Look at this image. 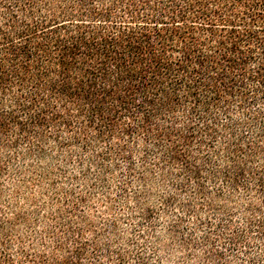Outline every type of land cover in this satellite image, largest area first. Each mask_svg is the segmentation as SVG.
Here are the masks:
<instances>
[{"label": "trees", "instance_id": "1", "mask_svg": "<svg viewBox=\"0 0 264 264\" xmlns=\"http://www.w3.org/2000/svg\"><path fill=\"white\" fill-rule=\"evenodd\" d=\"M159 221L264 264V0H0V264H145Z\"/></svg>", "mask_w": 264, "mask_h": 264}, {"label": "rangeland", "instance_id": "2", "mask_svg": "<svg viewBox=\"0 0 264 264\" xmlns=\"http://www.w3.org/2000/svg\"><path fill=\"white\" fill-rule=\"evenodd\" d=\"M119 229L121 234L129 233V231H126L127 229L123 222L119 225ZM199 233L196 234V238L200 237ZM154 236L157 238L156 244L152 245L146 243L141 251L144 256L145 264H194L193 260L187 259L185 251L180 249L169 239L162 227L161 221L158 222L157 230L154 233ZM151 240L150 238L148 239V241ZM137 250V248L133 247L126 249V251L131 254L135 253ZM126 264H135L134 256H129L126 260Z\"/></svg>", "mask_w": 264, "mask_h": 264}]
</instances>
